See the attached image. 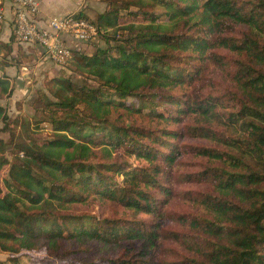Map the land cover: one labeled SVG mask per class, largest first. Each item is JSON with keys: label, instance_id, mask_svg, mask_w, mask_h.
Returning <instances> with one entry per match:
<instances>
[{"label": "trees", "instance_id": "obj_1", "mask_svg": "<svg viewBox=\"0 0 264 264\" xmlns=\"http://www.w3.org/2000/svg\"><path fill=\"white\" fill-rule=\"evenodd\" d=\"M101 1L76 14L106 46L72 49L18 113L0 102V264H264V0ZM14 90L0 75V101Z\"/></svg>", "mask_w": 264, "mask_h": 264}, {"label": "crops", "instance_id": "obj_2", "mask_svg": "<svg viewBox=\"0 0 264 264\" xmlns=\"http://www.w3.org/2000/svg\"><path fill=\"white\" fill-rule=\"evenodd\" d=\"M40 5V12L36 16V23L40 26H46L48 22L55 17H63L72 13L83 12L87 14L94 13L92 8L90 9V0H38ZM4 9L5 20L0 27V75L7 74L14 80L15 89L17 87L25 86L27 83L32 82V77L36 73V78H40L41 74L45 77L54 71L55 66L50 63L52 59L46 51L38 44L31 43H19L14 42L12 44L13 50L11 56L15 61H19L17 64L7 65L1 67V62L6 54L5 44L11 39L14 32V17H15V5L13 0H2ZM94 6L99 12H103L104 3H98ZM91 7V6H90ZM62 38L66 44L71 46L72 49H80L84 43L78 42L70 34H62ZM4 47V48H3ZM53 60V59H52ZM15 61H12L15 62ZM43 79V80H44ZM21 90L25 91L22 87ZM15 92V90H14ZM16 93V92H15ZM13 93V95L15 94ZM11 99V98H10ZM8 100H1L2 104L6 105ZM16 104V101L26 98H12Z\"/></svg>", "mask_w": 264, "mask_h": 264}, {"label": "built area", "instance_id": "obj_3", "mask_svg": "<svg viewBox=\"0 0 264 264\" xmlns=\"http://www.w3.org/2000/svg\"><path fill=\"white\" fill-rule=\"evenodd\" d=\"M13 2L14 34L17 42L40 45L58 65L65 64L72 54V48L64 42L62 34H70L80 43H86L98 35L95 24L76 13L52 18L46 26H40L35 20L40 12L38 0ZM4 20V9L0 0V27Z\"/></svg>", "mask_w": 264, "mask_h": 264}, {"label": "rangeland", "instance_id": "obj_4", "mask_svg": "<svg viewBox=\"0 0 264 264\" xmlns=\"http://www.w3.org/2000/svg\"><path fill=\"white\" fill-rule=\"evenodd\" d=\"M87 1V0H86ZM101 3V0H90L89 8L94 11V13L88 14V17L92 20H95L96 17L98 16V14L100 13L98 11V9L94 6L98 7V3ZM104 3V2H102ZM94 5V6H93ZM107 4L104 3V9H106ZM87 14V13H86ZM106 46V41L103 39V37H99L96 36L94 38H92L90 41L84 43V45H82L80 47L79 50H81L82 52L85 53H90L93 52L97 47H105ZM50 63L55 66L54 71L50 72V75H55L56 72H59L61 66L58 65L54 60L50 59ZM34 74L32 77V82L31 83H27L25 81V86H21L20 88L17 87L15 89V94L11 97V99L6 102V105L8 107V111L10 114H16L18 113V110L16 108V104L13 101L12 98H32L31 96L35 94L36 89H44L43 87V75L41 74L40 78H36V73H32ZM58 74V73H57ZM75 79H79L78 76L74 75ZM24 88L25 91L21 90V88ZM24 114L27 116V118H32L34 115V111L33 109L26 103L24 110H23ZM53 135V131L48 128V129H43V130H39L36 134L35 137H37L38 139H41L43 137H51ZM3 136L5 138H8V134H3ZM187 160V163L185 164L182 163L179 165V170L180 171H196L198 169H200L202 167V163L205 162L206 160L201 158V157H197V158H189V159H185ZM176 181H174V184H176V191L179 190H184V189H206L207 185L206 184H178L175 183ZM170 210H176V211H189L191 209V205L188 202V200H185L182 198V196H178L175 197V199H173V201L171 202L170 206H169ZM74 212L76 213H83V212H90L93 213L99 217H101L103 214H109L110 211H112V206L109 205H77L74 207ZM125 213L123 208L119 209V214L123 215ZM126 215H129V212H126ZM132 216V215H130ZM24 256H22V261L24 264H79L73 261H68L65 259H60L57 257H52L50 256L47 251L45 249H41V250H34V251H23ZM7 255L4 253L0 252V259H6Z\"/></svg>", "mask_w": 264, "mask_h": 264}]
</instances>
